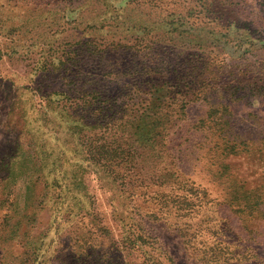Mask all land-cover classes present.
I'll return each mask as SVG.
<instances>
[{
  "label": "rangeland",
  "instance_id": "374dc122",
  "mask_svg": "<svg viewBox=\"0 0 264 264\" xmlns=\"http://www.w3.org/2000/svg\"><path fill=\"white\" fill-rule=\"evenodd\" d=\"M0 264H264V0H0Z\"/></svg>",
  "mask_w": 264,
  "mask_h": 264
},
{
  "label": "trees",
  "instance_id": "16d2710c",
  "mask_svg": "<svg viewBox=\"0 0 264 264\" xmlns=\"http://www.w3.org/2000/svg\"><path fill=\"white\" fill-rule=\"evenodd\" d=\"M102 113H105V109L102 107V109L98 108V114L99 118ZM104 116V115H103ZM103 118H100L101 123L103 122ZM100 123V124H101ZM149 125V127H147ZM96 126V125H95ZM101 125H98L94 127L98 130L96 134L94 135V146H93V163L97 167L98 173L104 172L105 174H111L115 173V171L118 169L117 172L118 175H121L122 177H125L126 180L129 182L130 188H138V185H135L137 181H132L133 178L131 175H126L127 166L128 163V155L125 154L124 150L120 148L119 145L115 143V141L111 140L108 141L109 133L107 132L108 128H101ZM154 123H150L142 118H139L138 122L136 123L134 135H136L140 140L149 141L153 138V129H154ZM130 162V161H129ZM122 173H120V170H123ZM120 193L124 194L126 191H123L122 189L118 190ZM137 191V190H136ZM133 194V193H131ZM136 195V193H135ZM132 207L133 210V216L132 220L136 223H139L141 225L142 221L138 219L139 217H136L135 215L138 213V207L136 204H133ZM132 237L137 238L141 243V234L143 233L142 230L132 229ZM142 245V243H141ZM140 244L139 246L142 247Z\"/></svg>",
  "mask_w": 264,
  "mask_h": 264
}]
</instances>
